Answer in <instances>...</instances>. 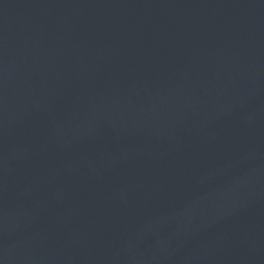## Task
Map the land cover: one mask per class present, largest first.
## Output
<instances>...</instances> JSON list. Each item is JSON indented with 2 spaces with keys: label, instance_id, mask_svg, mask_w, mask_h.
Segmentation results:
<instances>
[{
  "label": "water",
  "instance_id": "95a60500",
  "mask_svg": "<svg viewBox=\"0 0 264 264\" xmlns=\"http://www.w3.org/2000/svg\"><path fill=\"white\" fill-rule=\"evenodd\" d=\"M11 87L4 0H0V264H7L11 197Z\"/></svg>",
  "mask_w": 264,
  "mask_h": 264
}]
</instances>
